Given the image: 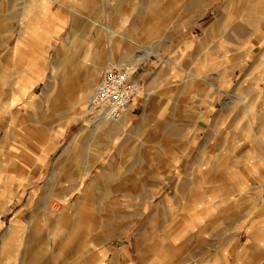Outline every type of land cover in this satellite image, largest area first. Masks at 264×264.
Wrapping results in <instances>:
<instances>
[{"label":"rangeland","instance_id":"1","mask_svg":"<svg viewBox=\"0 0 264 264\" xmlns=\"http://www.w3.org/2000/svg\"><path fill=\"white\" fill-rule=\"evenodd\" d=\"M49 1L44 9L40 0H0V157L9 151L30 157L28 164L13 157L15 163L24 165L14 173L7 163L0 165V246L18 226L16 219L24 218L30 221L25 228H32L26 229V239L23 235L20 243H34L30 237L39 233L43 253L38 258L45 264L58 262L57 252L63 264H95V250L101 249L114 252L103 264H114L113 256L124 248L129 258L126 261L124 256V264H167L171 260L180 264L191 242L198 243L202 228L185 220L189 207L182 204L185 193L199 197L200 176L184 174L189 166L200 164L199 156L188 161L180 158L178 163L170 158L187 145L182 143L187 137L185 120L174 127L177 105H191L193 89L198 94L215 92L219 78L227 72L240 77L261 71L257 79L264 76V0ZM60 11L65 25L52 38ZM120 18H127L131 28L122 30L125 38L112 40ZM140 27L146 28L144 35ZM23 32L26 39L21 37ZM43 32L47 38H42ZM18 45L21 50L14 53ZM145 49L157 54L145 55L135 65L134 77L141 88L139 105L136 109L135 99L131 110L136 111L127 127L98 137V128L89 131L98 119L96 114L69 118L72 113L82 114L78 107L81 92L88 88L86 76L98 70L97 81L89 88L91 97L106 66H116L126 50L139 57ZM59 71L64 72L66 85ZM159 76L161 82L156 81ZM259 81L255 113L264 118V78ZM143 89L157 94L156 100L146 103ZM179 92L182 99H175L170 118L159 121L163 99L171 101ZM61 93L68 100H63V108L57 103ZM244 93L246 101L247 90ZM241 104L245 105L239 102L236 107ZM85 107L90 108V99ZM233 109L232 105L228 110ZM240 112L244 117L245 111ZM241 121H245L244 133L228 130L221 147L233 137L238 139L236 135H254L262 124L260 119ZM79 131L93 134V147L90 141L75 147ZM233 144L223 148L231 165L246 158L248 151L264 153L258 144ZM90 153L95 156L93 161L87 160ZM40 155L45 163L38 173L39 160L34 158ZM80 169H85V177L67 195L81 179ZM22 178H27V186L18 189L14 182ZM93 185L89 202L81 204L83 191ZM223 185L222 179L215 181L209 194L218 197ZM28 199L33 203L27 205ZM79 208H83L82 216L77 218L73 211ZM61 213L66 223L58 222ZM37 216L42 217L38 224Z\"/></svg>","mask_w":264,"mask_h":264},{"label":"crops","instance_id":"2","mask_svg":"<svg viewBox=\"0 0 264 264\" xmlns=\"http://www.w3.org/2000/svg\"><path fill=\"white\" fill-rule=\"evenodd\" d=\"M59 14L61 17L56 22V29L52 38L55 34L61 33L65 25L63 11H60ZM127 23V18H120V23L118 24L117 22L118 25L115 28H121L122 30L131 28ZM142 31H146V28L143 29L140 27V32ZM142 35H144L143 32ZM146 37H149L148 34ZM94 67L95 66H92V68ZM260 72L261 71H258L257 75H259ZM59 73H61L60 77L63 79V72L59 71ZM257 75L254 73L253 76L245 75L239 77L236 72H227L225 76L219 78V84L216 85L217 90L215 92H201L198 94L200 91L193 89L190 98L192 100L191 105L186 108L177 105L178 115L175 116L174 127L183 125L181 123L185 120L184 124L188 127L186 132L187 137L183 139L182 143H186L187 145L182 151L177 149L176 152L171 154L170 158L178 163L180 162V158L188 161V159L190 160L195 156H199L200 164L189 166V169L186 168V173H184L186 175L200 176V182L196 185L200 187V194H196L199 197L195 198L191 193H189V195L185 193L182 204L189 207V210L185 214V220L194 223L193 227H196V224H200V228H202L198 243L191 242L189 251L185 252L183 260L179 262L180 264H264V153L261 154L260 151H258V154L254 155L248 151V156L246 158L244 156L242 160L237 161L236 164L233 162V165H231L227 162L230 156L223 150V148L230 143L232 146H234L233 143L248 144L249 147L251 144H253V146L258 144L260 148L264 150V118H262V115H260L259 118L256 117V100H254L258 86L262 83V81H259L260 83L257 84V80H262L264 76H260L257 79ZM159 79L160 76L156 81L159 82ZM256 85L258 86L255 87ZM245 90H247V102L244 100ZM30 93L31 92H29V97H31ZM169 93L170 92H167V96ZM58 95L59 93H57V96ZM160 95L161 93L159 96ZM60 96H62V93ZM156 96L151 93L150 99L155 101ZM177 96L171 101L165 98L163 99V103H161L162 105L158 112L159 121H166L170 118L172 105L175 103V99L181 100L183 93L179 92V97ZM64 99L66 98L62 96L61 101L57 102L59 106L61 105L62 107V104L64 105ZM196 99L198 100L196 101ZM136 100L135 108L137 109L136 106L139 105V98L137 97ZM66 101L68 100L66 99ZM239 102L245 103V105L241 104V108H237L236 105ZM232 105L234 109L230 112L228 109L229 106ZM15 106V103L11 105L13 108ZM240 109L245 111L244 117L241 115ZM133 110L127 115L126 127L128 126L127 122L131 121V113L136 111ZM252 115L253 118L251 119ZM245 117L248 121L260 119L262 124H260L258 129H255L254 135H249V133L236 135L239 136L238 139L233 137L232 140L226 141L225 145L221 147L220 143L229 136L228 130H237L240 133H244L242 127L245 121H241V119ZM66 122L68 121L65 119V123ZM121 122H106L107 125H95L90 127L89 131L94 133L95 128H98V131L104 133V137L111 136L112 130H121L122 125H119ZM170 124L171 121L168 125ZM75 139V141H77L75 147L79 142L83 141H90L89 144L93 147V134L89 133L88 135H84L80 134L79 131ZM13 157L16 159L18 158L25 164L30 162V157H19L17 153L12 151H9V153L4 152V156L0 157V159L5 162H1L0 165L5 166V163H7L13 168L11 169L14 170L12 173L20 171V167L24 166L21 162L15 163ZM86 157L89 161H93L95 158L91 153ZM34 159L39 160L40 168L44 167L45 161L43 155ZM214 160H216L214 162L216 167L212 166ZM86 163L88 164V162ZM29 170L30 169H27V171ZM84 171L85 169H80L81 179L75 181L74 186L67 192V195L72 194L78 184H80V181H82V178L85 177ZM174 171L175 167L172 172ZM40 172H42V168L38 171V173ZM30 173L31 172H29V174ZM36 176L38 175H35V177ZM23 179L24 178L14 182L15 187L18 189L24 186L26 187L27 178ZM219 179L223 180L224 185L221 190H218V197L217 195L214 197L212 194H209L210 191L208 190L212 189L215 181ZM93 189L94 185L83 191L80 199L81 204L89 202V192ZM35 200L38 199H34V201ZM2 201L3 200L0 198V202ZM42 201L46 202V199ZM25 202L26 201L23 200V203ZM30 202L33 203V200L27 201L26 204L30 205ZM10 204L11 203H9V205ZM213 206H215L214 209ZM82 210L83 208L74 210V215L80 218L82 216ZM63 215L65 214L61 213L58 216L59 223L67 222L66 219H63ZM41 219V216H37V221H35V223L38 224L41 222ZM16 220L18 222L16 229L9 233V237L6 238L7 241L4 242V239L1 240L0 264H45L38 258V254L43 253L42 237L39 233H32L30 238H33L34 243H29L28 241L20 243V238L23 235L25 238L26 229L30 231L32 226L30 227L29 225V228H25V225L30 224V221L24 218ZM36 229H38V225ZM33 231L36 232V230ZM173 243L175 244L174 241H171V244ZM113 253V251L109 252L107 249L95 250V264H103L107 261L106 258L113 255ZM123 253L125 255H123ZM48 254L50 255L52 252L48 251ZM124 256L127 261L129 258L125 248L123 252L113 256L112 262L114 264H124ZM56 257H58V262L55 264H63L59 260L58 252ZM174 263L176 262L171 260V262L169 261L167 264ZM141 264L145 263L142 262Z\"/></svg>","mask_w":264,"mask_h":264},{"label":"built area","instance_id":"3","mask_svg":"<svg viewBox=\"0 0 264 264\" xmlns=\"http://www.w3.org/2000/svg\"><path fill=\"white\" fill-rule=\"evenodd\" d=\"M136 73L137 70L130 72L121 66L105 68L90 99L94 113L113 123L127 116L138 94L139 84L134 77Z\"/></svg>","mask_w":264,"mask_h":264},{"label":"bare ground","instance_id":"4","mask_svg":"<svg viewBox=\"0 0 264 264\" xmlns=\"http://www.w3.org/2000/svg\"><path fill=\"white\" fill-rule=\"evenodd\" d=\"M41 1V5H42V7L44 8V9H46L47 7H49L50 6V1L49 0H40ZM71 9L74 11V9L71 7ZM75 12V11H74ZM77 12H75L74 14H76ZM110 29V28H109ZM112 30V29H111ZM25 35H27V33L25 34L24 32L22 33V35H21V37H23V38H25L26 39V37L28 36H25ZM44 35V37H42V36ZM40 36L42 37V38H47V36H48V33L47 32H43L42 34H41ZM123 38H125V36H124V34H123V32H122V29L121 28H119V29H117V30H115V31H112V33H111V38L110 39H117V40H119V39H123ZM117 43V42H116ZM19 50H21V47L18 45V46H16L15 47V51H13L14 53L15 52H17V51H19ZM11 53L12 55H14V53ZM124 54H125V56L123 57V60L122 61H120V62H118V64L116 65V66H123V67H126V68H128V70L130 71V72H134L135 70H136V63L139 61V59L140 58H142V57H144L145 55H148V54H151V53H155V54H157V52H154L153 50H149V49H145L144 51H143V53H142V55L141 56H139V57H137L136 55H134L130 50H126V51H124L123 52ZM121 54V53H120ZM114 64V63H113ZM66 60H64L63 61V68H65L66 67ZM111 65H108V66H106V68H108V67H110ZM115 66V65H114ZM134 68V69H133ZM96 69V68H95ZM63 72V71H62ZM95 73H92L91 74V76H86V83H87V85H86V87L88 86V88L86 89V88H84V90L81 92V96H80V98H81V103L82 104H80V106L78 107V110L79 111H81V113L82 114H78V113H72L71 115H70V119H72V118H77V116L78 115H80L81 117H85V116H87L88 114H90V115H93V116H95V113L93 112L94 111V109H93V107H91L90 106V108L89 107H85V105H86V101L87 100H89V99H91V97H89V88L90 87H92L93 86V84L97 81V77H98V70H95L94 71ZM64 73V72H63ZM64 75H66V74H64ZM88 79H90V80H88ZM138 82V81H137ZM68 83V80H65V77L63 78V85H66ZM139 89H141L140 88V82H139ZM139 89H138V94H137V97H138V95H139ZM82 90V89H81ZM143 92L145 93V96H146V103L147 102H149V100H150V98H151V93H150V91H149V89H143ZM136 97V98H137ZM79 98V97H78ZM135 98V99H136ZM59 100V98L58 97H55L54 98V101L55 102H57ZM88 106V105H87ZM92 113V114H91ZM79 116V117H80ZM96 118L95 119H97L95 122H94V124L96 125L97 124V126L98 125H107V123L106 122H109V123H113V122H110V121H108V120H106L105 118H103V117H101V116H99V115H96L95 116ZM122 121V120H121ZM120 121V122H121ZM126 121H127V117H125L124 119H123V121L121 122V124H119V125H125V123H126ZM85 123L88 125V123H89V121L88 120H85ZM119 123V122H118ZM124 130V129H123ZM122 130V131H123ZM111 131V130H110ZM103 135V132H101V133H99L97 136L99 137V136H102ZM58 207V206H57ZM52 210L54 211V210H56L55 209V205H54V207L52 208ZM46 212V211H45ZM56 213V212H55Z\"/></svg>","mask_w":264,"mask_h":264}]
</instances>
